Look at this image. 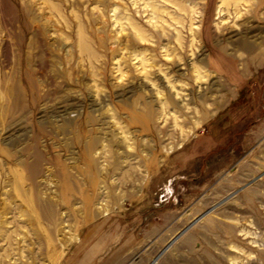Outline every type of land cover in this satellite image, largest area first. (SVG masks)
Segmentation results:
<instances>
[{
  "label": "rangeland",
  "instance_id": "374dc122",
  "mask_svg": "<svg viewBox=\"0 0 264 264\" xmlns=\"http://www.w3.org/2000/svg\"><path fill=\"white\" fill-rule=\"evenodd\" d=\"M0 45V264H264V0H0Z\"/></svg>",
  "mask_w": 264,
  "mask_h": 264
},
{
  "label": "bare ground",
  "instance_id": "6f19581e",
  "mask_svg": "<svg viewBox=\"0 0 264 264\" xmlns=\"http://www.w3.org/2000/svg\"><path fill=\"white\" fill-rule=\"evenodd\" d=\"M138 32V31H137ZM141 36H142V34H141ZM142 38H144V36L142 37ZM141 38V39H142ZM245 45V44H244ZM1 46V45H0ZM186 48V47H185ZM246 48V47H245ZM82 50L84 51V52H89V53H91V50H90V48H89V46H88V43L87 42H84L83 43V45H82ZM247 50L248 51H250L249 53H251V54H253L254 53V50H255V47L253 48L252 46H247ZM17 79V78H16ZM172 86V85H171ZM11 87H13V88H16V87H14V85H11L10 86V88ZM12 89V88H11ZM24 91V90H23ZM4 92V91H3ZM9 93H7V94H10L9 96L13 99L11 102L13 103L12 105L13 106H18V108L20 107V105L21 104H19V101L21 100L22 101V96H21V92H20V90H18V89H15V90H12V92H10V90L8 91ZM2 93V92H1ZM22 95H24V94H22ZM25 96V95H24ZM23 96V97H24ZM8 100V99H7ZM6 100V101H7ZM10 101V100H9ZM5 103V102H4ZM7 103V102H6ZM20 103H23V102H20ZM14 104H16V105H14ZM7 106V105H6ZM9 106V105H8ZM22 106H23V104H22ZM25 106V105H24ZM7 107H5V109H6ZM11 108H12V106H11ZM10 108V109H11ZM24 108V107H23ZM134 110V109H133ZM4 111H6V110H4ZM12 111V110H11ZM22 111V110H21ZM148 111V110H147ZM146 111V112H147ZM2 112V111H1ZM2 113H4V112H2ZM12 117H14V116H12ZM142 119V118H141ZM144 124V123H143ZM160 135V134H159ZM80 137V136H79ZM87 137V136H86ZM78 140H79V138H78ZM81 141V140H80ZM7 142V141H6ZM94 144H95V142H93V141H90L89 143H85V145L84 146H81V147H83V151H84V154H85V159H86V162L88 163V165H93V159L91 160V159H89V157H88V154H89V150H90V148H93V146H94ZM34 145V144H33ZM2 151V150H1ZM7 152V151H6ZM35 160V159H34ZM42 161V160H41ZM59 162V161H58ZM25 163V162H24ZM62 164V163H61ZM32 169H33V165H32ZM130 169H132V168H130ZM79 171V170H78ZM137 172V171H136ZM125 174V173H124ZM37 175V174H36ZM64 176H65V174H64ZM141 176V175H140ZM139 176V177H140ZM125 177V176H124ZM35 178V177H34ZM64 178H66V177H64ZM69 178V177H68ZM16 180V179H15ZM138 180V179H137ZM140 180V179H139ZM17 182V181H16ZM65 184H66V182H65ZM69 186V185H68ZM38 187V186H37ZM69 188V187H68ZM67 188V189H68ZM66 189V190H67ZM82 190V189H81ZM23 191V190H22ZM102 197L104 198L105 196V189L104 188H102ZM100 191V192H101ZM67 192V191H66ZM88 194V193H87ZM121 194V193H120ZM82 195V194H81ZM100 195V193H99V197L101 196ZM88 196V195H87ZM89 197V196H88ZM87 197V198H88ZM114 197V196H113ZM120 197V196H119ZM86 198V197H85ZM87 198H86V201H89V202H86V204L88 203H90V198H88V200H87ZM101 198V197H100ZM107 200V199H106ZM119 201V200H118ZM105 201L102 199L101 200V202L100 203H98V205H96L97 206V208L95 209V210H97L96 211V214L97 215H104V214H106L107 212H108V210L109 209H107V204L106 203H104ZM108 202V201H107ZM84 203V202H83ZM92 204V203H91ZM85 205V204H84ZM91 206V205H90ZM92 208V207H91ZM87 209V208H86ZM86 211V210H85ZM92 211V210H91ZM87 212V211H86ZM89 214H90V212H89ZM86 215H88V214H86ZM85 215V216H86ZM87 217V216H86ZM92 217V216H91ZM12 220V219H11ZM13 221V220H12ZM12 221H7L8 222V224H11V223H13ZM16 231V230H15ZM3 232V231H2ZM4 232H6V229H5V231ZM9 231L6 233V235H5V237H3L4 235H2V239L1 240H3L4 238L6 239V240H9ZM13 234V233H12ZM1 235V234H0ZM20 235V234H19ZM50 237V236H49ZM76 238V237H75ZM15 239H17V238H15ZM13 240H14V238H13ZM55 241V240H54ZM3 243H5V241H3ZM9 243V242H8ZM7 243V244H8ZM6 244V245H7ZM11 244H13V242L11 243ZM10 245V244H9ZM13 246V245H12ZM11 246V247H12ZM16 247V246H15ZM29 258V257H28ZM17 260V259H16ZM18 261V260H17Z\"/></svg>",
  "mask_w": 264,
  "mask_h": 264
}]
</instances>
